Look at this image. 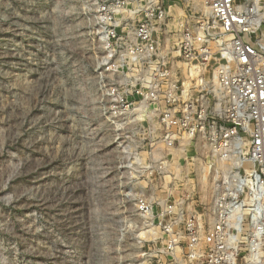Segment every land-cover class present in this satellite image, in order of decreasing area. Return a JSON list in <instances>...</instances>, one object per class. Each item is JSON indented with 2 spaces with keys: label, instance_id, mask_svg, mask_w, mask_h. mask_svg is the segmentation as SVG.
I'll list each match as a JSON object with an SVG mask.
<instances>
[{
  "label": "rangeland",
  "instance_id": "rangeland-1",
  "mask_svg": "<svg viewBox=\"0 0 264 264\" xmlns=\"http://www.w3.org/2000/svg\"><path fill=\"white\" fill-rule=\"evenodd\" d=\"M93 8L0 0V264H157V236H140L150 228L140 195L171 193L207 218L214 190L196 174L197 147L182 149L166 180L138 172L144 129L106 109L119 78Z\"/></svg>",
  "mask_w": 264,
  "mask_h": 264
},
{
  "label": "built area",
  "instance_id": "built-area-1",
  "mask_svg": "<svg viewBox=\"0 0 264 264\" xmlns=\"http://www.w3.org/2000/svg\"><path fill=\"white\" fill-rule=\"evenodd\" d=\"M91 1L119 78L106 109L144 129L138 172L172 177L191 144L211 173L203 183L194 160L214 190L206 220L171 193L162 202L138 197L137 212L157 236L150 259L264 264V0Z\"/></svg>",
  "mask_w": 264,
  "mask_h": 264
},
{
  "label": "bare ground",
  "instance_id": "bare-ground-1",
  "mask_svg": "<svg viewBox=\"0 0 264 264\" xmlns=\"http://www.w3.org/2000/svg\"><path fill=\"white\" fill-rule=\"evenodd\" d=\"M202 9L205 11V7L204 6L202 7ZM198 165H200L201 180H202L203 183H205V182L207 183L208 182V177L207 176H209L211 174V173L209 174L207 172V170H206L207 167H208V164L205 162V160L200 159L199 162H198ZM220 167H223V169H226L228 167V164L227 163L226 164L220 163ZM147 234L156 235V232H155V230L153 228H149V229L145 230L144 232H142L140 234V236L141 235H147Z\"/></svg>",
  "mask_w": 264,
  "mask_h": 264
}]
</instances>
